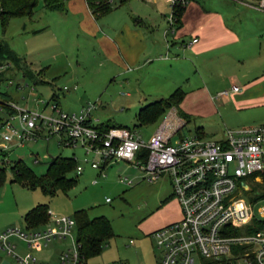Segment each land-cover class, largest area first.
<instances>
[{"label":"rangeland","instance_id":"1","mask_svg":"<svg viewBox=\"0 0 264 264\" xmlns=\"http://www.w3.org/2000/svg\"><path fill=\"white\" fill-rule=\"evenodd\" d=\"M191 5L216 12L228 21H236L234 25L244 37L239 61L229 72L233 79L241 73L246 74L254 65L264 67V11L245 7L235 0H189L186 10ZM170 12L167 0H127L107 14L97 16L95 24L114 25L124 17L137 15L132 13H141L142 17L148 15L157 19L149 27V32H153L151 40H159L163 29L168 26ZM62 15L63 11L45 9L39 0L32 17L15 16L5 25L0 24V40L8 43L23 58L26 68L31 69V75L24 76L12 61L1 58L0 88L7 91L17 106L38 111H50L53 93L57 95L59 106L66 112H78L87 103H95L92 114L101 121L138 127L142 135L148 137L174 107L168 108L154 122L137 126L139 107L168 96L175 87L185 90L188 79L192 77V68L163 63L157 66L159 63L151 61L143 67L115 76L114 70L107 67L108 61L98 52L95 33L88 31L91 26L86 25L87 30L82 29L72 14L68 17ZM187 22L191 21L187 18ZM34 29L41 30L35 32ZM161 51L164 53L166 50ZM228 83L226 88L231 82ZM74 84L76 88L73 89ZM39 100L48 101V104L45 106ZM192 104L195 102L187 99L184 103L185 106ZM253 114L252 109L234 110L228 104L226 109H220L217 113L190 117L171 140L180 135L196 133V127L200 124L210 135L212 130L218 131L226 125V115L236 120L242 119L240 116L251 118ZM3 115L4 112L0 110V117ZM258 115L262 116L255 122H263L264 110L259 111ZM59 141L60 137L56 134L41 136L26 140L21 146L9 144L7 151H0V168H3V176L0 177V233L8 228L24 229L22 215L38 203L48 205V219L61 215L74 219L75 211L84 209L91 219L105 216L112 230V236L106 240L99 254L85 259L87 264H158L161 252L149 234L180 216L179 204L171 195L168 173L163 172L158 178L149 180L126 161L109 163L104 169H94L89 161H84L86 156L81 146L63 145ZM73 153L75 166L81 165L83 169L78 173L72 168L66 173L75 182L65 191L56 189L53 194H48L38 186L31 187L24 180L13 177L11 165L15 159L21 158L40 177L45 173L51 157L70 156ZM121 175L131 177L133 183H122L119 181ZM245 179L254 194L262 192L260 186L255 185L249 177ZM106 198L109 201H105ZM263 204L264 200L254 202L252 211L257 214ZM72 235L76 236L75 229ZM67 245L68 241L53 240L45 247L30 252L38 261L54 264L59 252ZM19 251L24 250L19 247ZM0 257L5 255L0 252Z\"/></svg>","mask_w":264,"mask_h":264},{"label":"built area","instance_id":"2","mask_svg":"<svg viewBox=\"0 0 264 264\" xmlns=\"http://www.w3.org/2000/svg\"><path fill=\"white\" fill-rule=\"evenodd\" d=\"M167 1L171 8L168 28L172 29L174 10L189 0ZM241 1L264 11V0ZM196 40L193 37L190 43ZM230 89L237 91L239 85L232 84ZM6 104L13 111H3L0 106L4 112L0 117V151H7L9 144L21 146L26 140L56 134L63 145L81 146L84 161L94 169L126 161L149 180L168 173L180 216L149 234L161 252L158 264H264V204L257 214L251 209L254 202L264 200V194H254L245 179L257 181L264 172V121L225 128L220 139L194 133L171 140L185 123L174 108L144 137L134 126L97 127L100 119L92 114L95 103H87L78 112L63 111L54 100L50 111L19 107L13 101ZM82 169L75 166L78 173ZM119 181L133 183L127 175L119 176ZM74 229L75 221L68 215L54 216L38 228H8L0 233V252L5 255L0 264L3 260L45 264L30 251L53 240L68 241L54 264H87L72 235Z\"/></svg>","mask_w":264,"mask_h":264},{"label":"crops","instance_id":"3","mask_svg":"<svg viewBox=\"0 0 264 264\" xmlns=\"http://www.w3.org/2000/svg\"><path fill=\"white\" fill-rule=\"evenodd\" d=\"M235 1L245 7H252L244 1ZM150 10L155 12L151 7ZM56 11H63V17L72 14L82 29L87 30L85 26H91L88 31L95 33L98 52L108 61L107 67L114 70L115 76L143 67L151 61L159 63L157 66L163 63L173 66L187 65L192 68V77L190 76L187 88L183 90L184 99L180 101L179 109L174 107L177 114H185V118L179 114L185 122L195 115L217 113L220 109H226L228 104L232 105L234 110L248 108L254 112L251 118L240 116L242 119L236 120L226 115V125L223 123V128L212 130L210 135L200 124L197 127L201 136L220 139L225 128H237L245 126V123H256L255 120H260L262 115H258L259 111L264 110V67L254 65L255 67L246 71V74L241 73L234 79L229 75L235 68V63L239 61L244 37L234 25L236 21H228L216 12L198 6L191 5L186 10L185 5L180 21L174 22L172 29L168 28V21V26L162 31V38L151 40L153 32H149V27H152L157 19L147 17L148 15L142 17L141 13H132L137 15L124 17L120 23L104 26L95 24L96 17L91 13L86 0H64V8ZM33 13L26 16L32 17ZM187 18L191 22H187ZM22 27H25V22ZM39 30L41 29H34L35 32ZM193 37L197 40L190 43ZM162 49L166 51L161 53ZM228 81L231 83L226 88ZM235 81L237 83H234ZM232 84H238L239 90L231 91ZM186 99L193 100L195 104L185 106Z\"/></svg>","mask_w":264,"mask_h":264},{"label":"trees","instance_id":"4","mask_svg":"<svg viewBox=\"0 0 264 264\" xmlns=\"http://www.w3.org/2000/svg\"><path fill=\"white\" fill-rule=\"evenodd\" d=\"M41 5L50 10H60L64 8V0H40ZM127 0H86V3L91 13L97 17L107 14L114 7L119 4L125 3ZM39 0H0V24L5 25L6 22L15 16L31 15ZM184 9V6H179L174 10L175 23L180 21V15ZM10 60L15 66L21 69L25 75H31V69L26 68L23 64L22 58L19 57L8 43L0 40V60ZM0 72V81L1 79ZM184 95L183 89L175 87L174 90L166 97H160L158 99L147 102L139 107L136 113V125H146L154 122L160 117L168 108L175 107L179 109V103ZM55 93L52 94L51 99L58 103V99ZM0 106L3 111H13L7 101H11V98L7 91L0 89ZM184 118L185 114L179 112ZM113 126L108 121H100L97 124L99 128H107ZM196 128V133L198 132ZM200 135V134H199ZM74 155L61 156L56 155L50 158L46 167L45 173L38 177L32 170L23 162L21 158L15 159L12 162L11 170L15 179L24 180L31 187H40V189L48 194H53L56 189L65 191L72 186L75 182L73 177H67L66 173L72 168L75 169ZM3 176V168H0V177ZM255 185L260 186L262 194H264V172L261 173L259 180H253ZM253 189V188H251ZM25 228H38L43 226L48 218V205L46 203H38L35 206L28 209L22 215ZM76 240L80 244V254L83 258H89L91 256L99 254L104 246L106 240L112 236V230L110 223L105 216H96V218H89L87 211L79 209L74 214Z\"/></svg>","mask_w":264,"mask_h":264},{"label":"water","instance_id":"5","mask_svg":"<svg viewBox=\"0 0 264 264\" xmlns=\"http://www.w3.org/2000/svg\"><path fill=\"white\" fill-rule=\"evenodd\" d=\"M2 264H11V263L9 261H7V260H3Z\"/></svg>","mask_w":264,"mask_h":264}]
</instances>
